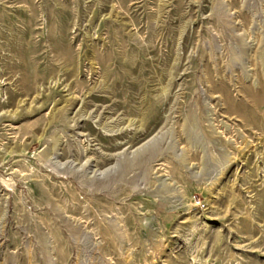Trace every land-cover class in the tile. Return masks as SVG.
I'll return each mask as SVG.
<instances>
[{
	"label": "rangeland",
	"instance_id": "1",
	"mask_svg": "<svg viewBox=\"0 0 264 264\" xmlns=\"http://www.w3.org/2000/svg\"><path fill=\"white\" fill-rule=\"evenodd\" d=\"M0 264H264V0H0Z\"/></svg>",
	"mask_w": 264,
	"mask_h": 264
}]
</instances>
